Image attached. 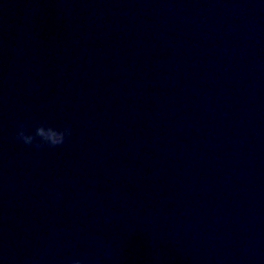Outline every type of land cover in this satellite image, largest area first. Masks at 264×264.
I'll list each match as a JSON object with an SVG mask.
<instances>
[{"label":"water","instance_id":"1","mask_svg":"<svg viewBox=\"0 0 264 264\" xmlns=\"http://www.w3.org/2000/svg\"><path fill=\"white\" fill-rule=\"evenodd\" d=\"M49 122L41 264H264L260 0H65Z\"/></svg>","mask_w":264,"mask_h":264},{"label":"clouds","instance_id":"2","mask_svg":"<svg viewBox=\"0 0 264 264\" xmlns=\"http://www.w3.org/2000/svg\"><path fill=\"white\" fill-rule=\"evenodd\" d=\"M264 3V0H260ZM73 129L70 124H64L63 126H57L55 123L49 121H39L34 130L31 126L24 122H19L16 125L14 131V138L24 145L40 149L42 147L58 148L64 145L67 140L72 136ZM62 178H58V181ZM54 196L59 198L60 192H55ZM116 257V249L112 246H105L103 248V258L106 264H112ZM0 264H4V261L0 259ZM71 264H86L84 259H74Z\"/></svg>","mask_w":264,"mask_h":264}]
</instances>
